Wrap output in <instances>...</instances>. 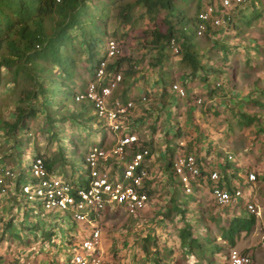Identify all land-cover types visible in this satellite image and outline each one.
<instances>
[{
    "label": "crops",
    "instance_id": "1",
    "mask_svg": "<svg viewBox=\"0 0 264 264\" xmlns=\"http://www.w3.org/2000/svg\"><path fill=\"white\" fill-rule=\"evenodd\" d=\"M207 47L199 44L197 55L203 56L209 49V46ZM142 59H146L143 71L141 72L139 68L140 64L136 63L135 74L121 83L122 86L112 94V99L125 93L131 94L132 97V92L138 89L141 92L132 97L135 106L131 110V131L138 136L140 144L147 146L150 151L149 180L146 182L149 200L144 210L135 215H128L121 208L117 211L105 212L100 230L101 257L106 264H200V258L205 256V251L202 248H194L191 244L194 243V233H200L196 229H201L205 233L204 241H208L209 237V241L226 246L224 258L230 246L222 235L230 220L234 217L249 216L246 204L254 205L258 211L257 204L264 201V196L261 200L257 197L258 193L264 191L263 186L259 184V182L264 183L262 179L264 166L256 164V161L264 158V85L260 86L263 75L257 71L259 69L257 65L256 70L250 73L258 86L255 87L254 82H251L249 87L234 88L232 83L230 88L227 83V86L223 84L217 90L216 86L223 83V81L219 82L220 80L230 79V68L234 65L229 61L224 64L219 57L203 56L200 58L201 70L189 78L187 77L189 70L182 68L180 56L174 55L171 58L168 56L159 64H155L156 60L152 55ZM246 61L248 62V59ZM251 63L254 65V61ZM243 65L246 66L245 68L250 67V63ZM128 81L131 83V89L126 86ZM175 82L184 84L182 86L187 96L192 94L206 96L207 106L202 109L203 112L198 107H190L195 102L187 101V96L180 98L173 94L170 84ZM142 96L145 97V101H141ZM240 131L242 133L253 131V137L262 136L257 137L262 149L255 150V158L251 160L255 163H252L254 169H258L255 181L247 180L249 169L243 172L238 170L240 168L234 169L229 165L222 171L220 168L218 183L223 189L242 191V197L229 205H237L243 199L245 212L239 210L235 213L233 206L215 204L210 193L211 183L208 180L193 184L192 192L185 194L183 186L177 183L170 170V158L176 153L175 140L180 137L184 142L186 139L182 151L185 154H194L199 163L206 166V160L216 158L214 156L217 154L216 151L224 149L225 153L229 152L226 149L231 148L229 143L233 141L232 134L235 136V132ZM245 145H249L248 141ZM243 151L247 156L250 154L248 148ZM185 196H190L191 200L193 197L198 202L197 205L194 203L189 208L198 220V225L185 214L188 208L183 202ZM260 204L263 205L262 202ZM194 206L196 207L193 208ZM257 213L256 216L254 215L255 224L251 231L255 225L262 224L263 235H260L255 245L252 243L247 246H240L237 237L234 247L231 248L237 247L236 249L241 252L250 253V248L259 245L264 255V220L260 212ZM17 221L21 224L18 216L11 219L9 228L8 222L3 228L4 222L0 220V237L3 238L8 234L10 239L18 235L20 236L18 243L19 241L24 243V239L28 238L17 230V225L14 224ZM58 236L60 239L57 238ZM57 237H52L51 232L47 235L43 233L39 239L35 238L36 242L31 245L32 247L27 243L28 248L18 249L20 259L17 263L10 260L14 255L9 254L12 250L8 249L7 243L4 242V247L0 244V264H66L68 253H65L67 248L64 241L67 236L58 230ZM40 240L45 241L42 246H38ZM188 241H192L189 248H187ZM253 262L258 264L254 257Z\"/></svg>",
    "mask_w": 264,
    "mask_h": 264
},
{
    "label": "trees",
    "instance_id": "2",
    "mask_svg": "<svg viewBox=\"0 0 264 264\" xmlns=\"http://www.w3.org/2000/svg\"><path fill=\"white\" fill-rule=\"evenodd\" d=\"M215 1L0 0V90L10 88L9 93L16 95L10 118L1 120L0 129L12 142L14 154L30 139L27 136L31 124L38 116H43L46 124L39 130L46 135V143L41 151L35 148L34 158L40 157L49 171L60 173L68 167L73 168L77 158L84 159L91 143L84 153H78V147L89 143L83 138H86L87 125L96 117L91 115L89 102L75 103V79L80 67L88 66L86 70L93 75L105 59L103 42L108 37L111 11H115L113 19L118 27L132 29L137 20L135 9L141 7V18L149 22L142 31L144 47L155 53V64L167 59L173 43L182 68L188 69L187 77L192 78L202 68L195 34L200 22L198 15L204 6H213ZM218 8L204 22L203 35L208 42L219 33L213 24L216 16L222 15L226 27H232L239 34L243 26H250L252 21L263 17L264 0H241L228 8H223L221 3ZM246 42L249 48L242 50L259 57L258 42L253 38ZM217 46L220 61L227 63L228 54L233 51L223 40L218 41ZM251 62L252 59L248 63ZM105 69L120 73L121 83L136 72L132 60L125 56L116 58ZM102 141L103 138L91 144V148H101ZM227 166L225 163V168ZM21 182L17 180V186ZM82 182L85 180L79 181ZM254 224L253 215L234 217L222 237L234 247L235 238L249 233ZM2 241L0 237V243Z\"/></svg>",
    "mask_w": 264,
    "mask_h": 264
},
{
    "label": "built area",
    "instance_id": "3",
    "mask_svg": "<svg viewBox=\"0 0 264 264\" xmlns=\"http://www.w3.org/2000/svg\"><path fill=\"white\" fill-rule=\"evenodd\" d=\"M241 0H223L222 7L228 8ZM215 11L207 5L198 15L200 20L196 26V35L201 36L205 30L204 22ZM214 25L220 20L214 19ZM174 53L176 47L171 46ZM105 59L93 71V77L85 88L74 95L75 103L89 102L98 122L106 128L107 133L113 135L108 148H92L84 155L88 177L85 182H72L60 177L57 172L49 171L40 157L33 158L29 165L30 180L6 187L4 179L13 178L10 168H5L0 176V195L7 192L19 191V196L32 209V213L45 217L58 214V211L69 216L74 225H83L80 236L69 233L64 241L68 253L66 264H106L100 254L101 220L107 210L124 209L128 215H135L144 210L148 203L146 182L149 180V148L140 144L136 134L123 120L130 117L134 108L131 96L126 99H112V94L121 82V75L105 68L108 59L122 56L119 41L108 39L105 43ZM172 92L184 98L186 90L180 84L170 86ZM145 101V97H141ZM200 101L198 100L197 103ZM175 150L169 161L172 176L181 184L185 194L192 192V185L201 180L211 183V196L215 204L225 206L242 197L239 189L226 190L219 186V170L222 163L232 159L230 155L215 158L209 165L202 166L194 154H185L182 149L184 142L181 138L175 140ZM181 150V151H180ZM249 182L255 181L253 173L247 174ZM250 215H257L258 211L252 204H246ZM53 228L52 237H57L55 221L50 223ZM89 227V228H88ZM52 232V231H51ZM57 238L60 239L58 236ZM64 262V263H65ZM224 264H254L249 252H241L236 248H229L224 257Z\"/></svg>",
    "mask_w": 264,
    "mask_h": 264
},
{
    "label": "rangeland",
    "instance_id": "4",
    "mask_svg": "<svg viewBox=\"0 0 264 264\" xmlns=\"http://www.w3.org/2000/svg\"><path fill=\"white\" fill-rule=\"evenodd\" d=\"M222 1L223 0H216L213 3V7L215 8V11H217L219 9L218 6H220ZM205 7L206 6H204L203 9ZM228 10L229 9H227V11L224 12V14L225 13L227 14ZM142 13H143V9L141 7H137L135 9V16L134 17L137 20H136V22H134L135 24H134L133 28L131 29V27H126V28L118 27L114 23L115 21L113 19L115 11H111L110 12V19H109V22L107 23L108 37L106 38L107 40L108 39H115V40L119 41L122 57L125 56L127 58H130L132 60V63H134L135 66H136V63L138 65L140 64L139 68H140L141 72L143 71L144 65L146 63V61H145L146 59H142V58L148 57L150 55H152L153 59L155 58V53L150 52L147 48L144 47L145 39H144V37H142V31L145 30L149 26V22L147 21L146 18H141ZM216 17L217 18H214V19L220 20V24L215 25L216 29L219 30V33L215 34V36L212 37V40L209 39L210 41L208 42V40H205L206 38L203 34H201V36L196 35V37H197L196 40H197L198 44H201V46H204L206 48H208L207 46H209V49L205 51L203 56L208 55L209 57H213V58L219 57L220 58L221 55L218 52L219 47L218 46L216 47L218 41H220V40L225 41L227 46L233 51V53L228 54L229 63H232L234 65L233 66L234 70H232L233 69L232 66L230 68L231 69L230 79L220 80L219 82L223 81V83H220L219 86H216V89L218 90L220 87H222L223 84H225L227 86V83H229L230 88L232 87V83L234 84V86H233L234 88L235 87H237V88L244 87L245 88V86L249 87L251 82H254L253 84L255 87L258 86V84H256L257 82L254 81L255 79L253 78V75H251V73H250V72L256 70L257 65L259 68L257 71H259L260 74L263 75V80L260 81V86L263 87V85H264V14H263L262 18H260L256 21H252L250 26H243L241 28L239 34H237V32L234 31L232 29V27L231 28L226 27L225 23H223V21H222V19H223L222 15H219ZM114 33H115V35H114ZM252 38L254 41L258 42L257 46L259 47V50L261 51V54L259 56V57H262L261 59L258 56H255L254 54L250 55L249 52L247 53V52H245V50H242L243 48L248 47L246 45L249 43L246 41H248L249 39L251 40ZM106 39L103 42L104 43L103 53H104V49H105V43L107 41ZM237 49H239V50H237ZM167 55L171 58L172 56L175 55V53L173 52V50H171L167 53ZM248 55H250V56H248ZM100 56H102V53L100 55H98V57H100ZM175 56H177V55H175ZM203 56L199 55L200 58H202ZM246 59H248V62L250 59H252V61H254V65L252 63H250V67L245 68L246 66L243 64L246 63V65H248V62L246 61ZM114 60L115 59H108L107 62H108V64H111ZM86 68L89 69L88 66L84 67V65H83L82 67H80V69L77 73L78 76L75 79L76 85H74V86H76L74 89L75 92L82 91L85 88L86 84L89 83L92 79V76H93L92 72H90V71L88 72L86 70ZM176 84H180V83H176ZM180 85L184 86V84H182V83ZM120 86H122L121 82L118 85L117 89L120 88ZM126 86H128L127 87L128 89H131V83L129 81L126 82ZM9 90H10V88H6V89H4V91H3V89L0 90V122H1V120L3 121L7 118H10L9 115L12 113V109H13L12 103L16 100V95L13 93H9ZM140 93L141 92L139 89L137 91H133L132 97L135 95H138ZM173 94H175V93L173 92ZM128 96H131V94L129 95V94L125 93L122 95L120 94L116 97L118 99H126ZM186 96H187V92H186L185 97ZM69 97H70V95H69ZM205 97L206 96L200 95V94H196V95L192 94V95H188L186 97V99H187V101L195 102V104L190 105V107L191 106H195L196 108L198 107L199 109H201V112H203L204 110H202V109L205 106H207L205 104L207 102V99ZM198 100L200 101L199 103H197ZM216 111L217 110H215V112ZM91 115L95 116L93 110L91 112ZM213 117L216 118V116H213ZM205 120H207V119H205ZM96 123H97V125H95ZM45 124H46V121H45V119H43V116H38L36 118L35 122H33L31 124L30 129H29V134H28L27 138H30V139L28 140L27 143H25L21 147V150H16V151H18V153H16V154H14L13 150L11 149L12 148L11 147L12 142L10 141L9 143H7L8 136L6 135V133L3 130L0 129V176L2 175L5 168H10V170L14 173L13 178L4 179L5 186L6 187L10 186V190L13 187V184L16 183V185H17V180H22L23 182H27L30 180L29 165L31 164V162L34 158V153L36 151L35 148L38 147V149L41 151L42 147H44V145L46 143V141H45L46 135L42 134V132H40V130H39V128L44 126ZM126 125H129L128 127L131 129V115H130V117H126L123 120V126L125 127ZM85 132H86L85 133L86 138H83V139L86 142L88 141L89 143H86V145H84V146L79 145L78 153H84L87 148L92 149L91 146L98 143L102 138H103V141H102L103 143H102L101 147L108 148L112 143L113 135H111L110 133H107L106 128L103 127L100 122H98L97 118H95L92 121V123H89L87 125ZM240 132H235V136H233V134H232V137H233L232 140L233 141L231 143H229L231 145V148L226 149V151H229L228 153H225L224 149H220V150L216 151L217 154H214V156L216 158H223L226 155H230L233 159L229 162L224 161L222 163L223 167H222L221 171L224 170L225 163H227L228 166L230 165L234 169L240 168L238 170H243V172L245 170L249 169L248 171L250 173H253L256 176V174H257L256 170H258V169L257 168H256V170L254 169V167L252 166V163H254V162H252L251 160L255 158V156H254L255 150H261L262 149L260 142L258 140V138L262 137V136L255 135L256 137L255 136L253 137V131H251L249 133H246V132L240 133ZM74 135L77 136L76 132H74ZM183 137H185V136H183ZM185 140H184V143H185ZM247 141H248L249 145H245V142H247ZM88 144H90L89 147L87 146ZM86 146H87V148H86ZM51 147L54 149L55 145L53 144ZM246 148H248V150H249L248 153H250V154H248V156L245 154V151H243ZM253 150H254V152H253ZM260 152H258V154ZM183 153H185V152H183ZM10 154H11V156H10ZM214 159L206 160L205 161L206 166L209 165ZM262 160L256 161V164L259 166H264V158ZM260 162H262V163L260 164ZM238 173H241V172L238 171ZM57 174L60 175L61 178L72 181V182H79L81 179L88 177L86 164L84 163L83 160H80L78 158L74 162L73 168L68 167L65 169L64 173L57 172ZM262 179L264 180V178H262ZM233 180H234V178H233ZM235 180H237V177H235ZM259 184H261L264 188V183L259 182ZM19 194L20 193L18 190L15 193H13V191L7 192L6 196H4V200H2V201H1V198H3V196L0 197V201H1L0 202V220L2 222H4L3 228L7 225L8 220L15 219L16 216H18L19 220L21 219V224H24V226H22L20 223L18 224L19 221L14 222V224L17 225V230L19 231V233L21 234L23 232L24 236H26L28 238V239H24V241H25L24 243H23V241L22 242L19 241V243H18V239H20V236H18V235L12 236L10 238L11 240L9 239L8 234L7 235L5 234L3 236V241L0 244L3 245L2 247H4L5 246L4 242H6L7 246H8L7 248L12 250L11 253H9V254L14 255V256H11V258H10V260L13 263H15V262L17 263L20 259V257H19L20 254L18 252V249L25 248L27 246V243H29L30 246L33 245V243L36 242V240L39 239L43 233L46 235L50 234L51 231H52L51 233H53V228L50 227V225H51L50 223H52L53 221H55L54 225L56 227V230H59L64 236H67L69 233L77 235V236L81 235V233H82L81 230L83 229L84 226L83 225L77 226V225H74L71 221H68L69 216L65 217V213L58 211V213L60 215L52 213V214L46 215L45 217L40 216V215H35L32 213V209H30L26 203L23 204V201L20 198ZM263 196H264V191H262L261 194L260 193L257 194V197L259 200H261L263 198ZM189 197H186V196L183 197V202L188 205V208H186V210H185V214L188 215L189 218L193 219L194 224L198 225V223H197L198 220L193 215V212L189 210V208H191L194 203H196V205H197L198 202H197V200H194L192 196H191L192 200H191V198L189 199ZM242 200L237 205L236 204L229 205V206L234 207L235 213L239 212V210H241L242 212H245V210L243 211V208H245V204L242 203ZM261 202L263 203V205L260 204ZM261 202L259 204H257L258 212H260L261 217L264 220V201H261ZM195 207L196 206H194L193 208H195ZM230 209H231V207H229V210ZM117 210H119V209H117ZM256 218H258V217H256ZM261 228H262V224L255 225V227L253 228V230L250 233H247V234L243 233L241 236H239V243H241L240 246L241 245L247 246V245H250L252 243H253V245H255L258 241V238H260V235H263V233H262L263 229H261ZM196 230L200 233H197V234L194 233V235H193L194 236V243L191 245H193L194 248H198V246H200V248L204 249V251H205V256L200 258L201 259L200 264H224L223 256H224V252L226 250V246L222 245L221 243H214V242H212V240L209 241L210 240L209 237H208V239H209L208 241H204L205 233H203L201 231V229L200 230L196 229ZM13 233L16 234L15 231H13ZM196 236H198V237H196ZM35 238H36V240H35ZM10 242H13V243L10 244ZM43 242H45V241L40 240V244H38V246H42ZM47 242L48 241H46V244H47ZM189 246H190V241H188V243H187V248H189ZM28 247H26V248H28ZM8 249H5V250H8ZM250 254L252 257L255 258V260L258 264L264 263V255H263L259 245H256V246H253L252 248H250Z\"/></svg>",
    "mask_w": 264,
    "mask_h": 264
},
{
    "label": "clouds",
    "instance_id": "5",
    "mask_svg": "<svg viewBox=\"0 0 264 264\" xmlns=\"http://www.w3.org/2000/svg\"><path fill=\"white\" fill-rule=\"evenodd\" d=\"M80 92V91H79ZM84 161V160H83Z\"/></svg>",
    "mask_w": 264,
    "mask_h": 264
}]
</instances>
